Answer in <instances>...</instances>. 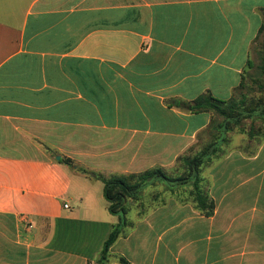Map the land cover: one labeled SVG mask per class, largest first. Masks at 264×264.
Here are the masks:
<instances>
[{
	"label": "crops",
	"instance_id": "0c3cea01",
	"mask_svg": "<svg viewBox=\"0 0 264 264\" xmlns=\"http://www.w3.org/2000/svg\"><path fill=\"white\" fill-rule=\"evenodd\" d=\"M263 11L264 0H0V264H98L119 217L82 170L176 165L213 120L178 100L233 97ZM208 179L211 216L169 192L128 202L107 264H264V142L218 158Z\"/></svg>",
	"mask_w": 264,
	"mask_h": 264
},
{
	"label": "rangeland",
	"instance_id": "374dc122",
	"mask_svg": "<svg viewBox=\"0 0 264 264\" xmlns=\"http://www.w3.org/2000/svg\"><path fill=\"white\" fill-rule=\"evenodd\" d=\"M253 48L251 58L258 65L260 63L259 53L264 48V35L256 41ZM247 71L252 72L249 67ZM246 82L248 85L246 88H240L234 93L236 108H239V110L233 111L232 107H229V109L222 107L223 110H228L227 113L213 112V122L199 136V142L191 147L178 160L176 165L166 171V175L175 181L171 182L162 179L147 181L142 185L138 194L136 193L125 199L126 204L128 202L131 204L141 203L153 198L156 200L159 195L164 196L168 192L179 200L192 201V192L196 190L194 186L196 181L200 190L206 191L209 182L208 172L213 162L235 149H245L253 152L264 142V93L261 92L258 85L253 83V79L248 77ZM251 132L254 134L252 139L250 138ZM211 143H216V147L218 148L217 154L212 155L213 161L199 169L197 179L196 174L188 175V177L186 174L189 173V170L185 165V160L200 154ZM102 176L109 179L112 176L118 175L105 173ZM186 176L188 179L183 180ZM135 181H138V179H133V182Z\"/></svg>",
	"mask_w": 264,
	"mask_h": 264
},
{
	"label": "trees",
	"instance_id": "16d2710c",
	"mask_svg": "<svg viewBox=\"0 0 264 264\" xmlns=\"http://www.w3.org/2000/svg\"><path fill=\"white\" fill-rule=\"evenodd\" d=\"M262 35H264V11H263V24L260 28L259 34L257 36V40L260 39ZM259 57H260V63L258 65L256 64L255 60H253L252 58L249 59L248 67L249 69L252 70V72H248L247 70L245 71L242 82L240 86L237 88V90L240 88L242 89L246 88L248 86L246 81L249 77L250 79H253V83L255 85H258L261 92L264 93V48L259 53ZM177 107L187 109L191 113H201V112H212V113L217 112L223 114L227 113L228 110L227 111L225 109L223 110L222 107H227L228 109L229 107H232L233 111L239 110V108H236L234 95L231 99L224 101L214 98L210 94H203L192 102H183L178 100ZM253 137L254 134L251 132L250 138L252 139ZM217 152H218V148L216 147V143H211L200 154L190 159H186L185 165L189 170V173L186 175L188 176V175L196 174V179H197L198 177L197 173H199V169L202 168V166H204L205 164L212 162L213 161L212 155L217 154ZM62 162L69 166H72L74 163L71 159L68 158H64ZM82 172L88 175L89 177L99 179L104 183V195L107 201L109 202V211L111 212V214L119 217L118 224L114 227L109 238L104 243L101 252V257L98 261V264H107L109 257V250L111 246L117 241L124 228L128 225L126 220L128 209L126 207L125 199L127 197H131L132 195H135L136 193L138 194L142 185L147 181H151L153 179L154 180L162 179L166 181L169 180L172 182L175 180H171L166 175L164 169L160 167L147 170L140 174L112 176L109 179L105 178L102 175L91 173L87 170H82ZM187 176L183 180H187L189 177ZM135 178H137L138 181L133 182V179ZM194 186L196 190H193L192 196H193V202L195 203L196 207L206 216L213 215L215 210L214 201L209 197V195L205 191L200 190L197 181ZM119 260L121 264H129L127 260H125L124 258H120Z\"/></svg>",
	"mask_w": 264,
	"mask_h": 264
},
{
	"label": "water",
	"instance_id": "95a60500",
	"mask_svg": "<svg viewBox=\"0 0 264 264\" xmlns=\"http://www.w3.org/2000/svg\"><path fill=\"white\" fill-rule=\"evenodd\" d=\"M56 159H57V161H60L61 160V157L60 156H57Z\"/></svg>",
	"mask_w": 264,
	"mask_h": 264
},
{
	"label": "built area",
	"instance_id": "2783aa9c",
	"mask_svg": "<svg viewBox=\"0 0 264 264\" xmlns=\"http://www.w3.org/2000/svg\"><path fill=\"white\" fill-rule=\"evenodd\" d=\"M65 207L67 208L68 207V205H65ZM25 220V219H24Z\"/></svg>",
	"mask_w": 264,
	"mask_h": 264
}]
</instances>
